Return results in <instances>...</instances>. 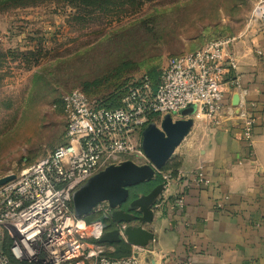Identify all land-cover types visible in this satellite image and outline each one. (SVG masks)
<instances>
[{
  "label": "rangeland",
  "instance_id": "obj_1",
  "mask_svg": "<svg viewBox=\"0 0 264 264\" xmlns=\"http://www.w3.org/2000/svg\"><path fill=\"white\" fill-rule=\"evenodd\" d=\"M260 1L150 0L86 15L46 0L0 11V178L63 144L64 95L104 99L172 57L239 36Z\"/></svg>",
  "mask_w": 264,
  "mask_h": 264
},
{
  "label": "built area",
  "instance_id": "obj_2",
  "mask_svg": "<svg viewBox=\"0 0 264 264\" xmlns=\"http://www.w3.org/2000/svg\"><path fill=\"white\" fill-rule=\"evenodd\" d=\"M255 24L264 28V0L242 34L170 58L156 85L146 76L130 82L117 108L104 107L80 90L64 95L63 144L0 186V264H140L138 255L107 256L115 246L98 242L104 234L100 224L74 214L72 195L109 166L148 163L142 133L150 123L160 127L166 115L178 119L181 110L194 105V121L220 126L227 106L226 87H240L233 46ZM241 118L250 136L255 119L247 112ZM161 175L167 188L172 176ZM195 178L209 184L201 171ZM178 206L183 207L182 200ZM110 212L108 204L101 203L92 214Z\"/></svg>",
  "mask_w": 264,
  "mask_h": 264
},
{
  "label": "crops",
  "instance_id": "obj_3",
  "mask_svg": "<svg viewBox=\"0 0 264 264\" xmlns=\"http://www.w3.org/2000/svg\"><path fill=\"white\" fill-rule=\"evenodd\" d=\"M233 53L240 87H226L220 126L194 121L176 149L177 174L147 227L154 242L130 245L140 264H264V28L247 31ZM242 112L255 119L250 136ZM199 171L209 184L196 182Z\"/></svg>",
  "mask_w": 264,
  "mask_h": 264
},
{
  "label": "water",
  "instance_id": "obj_4",
  "mask_svg": "<svg viewBox=\"0 0 264 264\" xmlns=\"http://www.w3.org/2000/svg\"><path fill=\"white\" fill-rule=\"evenodd\" d=\"M233 104H239L235 96ZM196 107L189 105L179 112L178 119L166 115L160 127L150 123L142 133V149L148 163L138 165L126 161L109 166L92 177L72 195L76 216H89L94 208L107 203L110 214H103L93 222L100 224L104 234L98 239L101 244L117 245L127 242L131 246L145 248L154 242L155 235L147 227L156 216V204L165 191V183L156 184L148 193L133 198L130 189L141 183L155 182L194 126L191 117ZM11 174L0 178V186L15 180Z\"/></svg>",
  "mask_w": 264,
  "mask_h": 264
},
{
  "label": "trees",
  "instance_id": "obj_5",
  "mask_svg": "<svg viewBox=\"0 0 264 264\" xmlns=\"http://www.w3.org/2000/svg\"><path fill=\"white\" fill-rule=\"evenodd\" d=\"M46 0H0V11L8 10L11 8H19V7H29L35 6L40 2H44ZM71 1L72 4L78 8L77 10L80 13H84L86 15H94L97 12H105L108 10L110 6L115 7H125V6H133V5H142L145 1L150 0H66ZM159 73L147 75L154 85L157 84ZM132 82V81H131ZM130 84L126 83L125 85L118 88L114 93L108 95L104 99H95L98 100L102 106L107 108H117L120 106L121 101L126 93V88ZM84 93V92H83ZM85 94V93H84ZM91 99V98H90ZM63 109V108H62ZM170 171V175L173 177L177 174V165L174 164V160L171 159L164 169L161 171L162 173ZM164 182V179L161 173L157 174V179L155 182H145L141 183L135 187L130 189L131 196L133 198L137 197L140 194L148 193L156 184ZM97 215H92L87 217V222L91 223L95 219H97ZM115 252L107 255L111 259H126L129 258L132 254V247L122 242L120 244L114 245Z\"/></svg>",
  "mask_w": 264,
  "mask_h": 264
}]
</instances>
